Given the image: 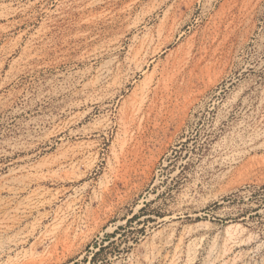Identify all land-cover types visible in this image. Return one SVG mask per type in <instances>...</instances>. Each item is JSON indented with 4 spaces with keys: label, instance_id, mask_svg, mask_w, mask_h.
Returning <instances> with one entry per match:
<instances>
[{
    "label": "rangeland",
    "instance_id": "obj_1",
    "mask_svg": "<svg viewBox=\"0 0 264 264\" xmlns=\"http://www.w3.org/2000/svg\"><path fill=\"white\" fill-rule=\"evenodd\" d=\"M0 264H264V0H0Z\"/></svg>",
    "mask_w": 264,
    "mask_h": 264
},
{
    "label": "bare ground",
    "instance_id": "obj_2",
    "mask_svg": "<svg viewBox=\"0 0 264 264\" xmlns=\"http://www.w3.org/2000/svg\"><path fill=\"white\" fill-rule=\"evenodd\" d=\"M94 1V0H93ZM96 2H98V1H96ZM92 4V3H91ZM94 4V3H93ZM139 108V107H138ZM142 108V107H141ZM140 109V108H139ZM126 127V126H125Z\"/></svg>",
    "mask_w": 264,
    "mask_h": 264
}]
</instances>
